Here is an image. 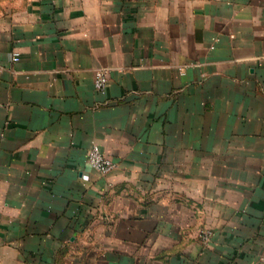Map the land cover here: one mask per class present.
<instances>
[{
	"label": "crops",
	"instance_id": "0c3cea01",
	"mask_svg": "<svg viewBox=\"0 0 264 264\" xmlns=\"http://www.w3.org/2000/svg\"><path fill=\"white\" fill-rule=\"evenodd\" d=\"M0 264H264V0H0Z\"/></svg>",
	"mask_w": 264,
	"mask_h": 264
},
{
	"label": "built area",
	"instance_id": "2783aa9c",
	"mask_svg": "<svg viewBox=\"0 0 264 264\" xmlns=\"http://www.w3.org/2000/svg\"><path fill=\"white\" fill-rule=\"evenodd\" d=\"M14 60L19 59V53L16 52L13 57ZM108 84V70L101 69L96 73L95 87L98 91H103ZM89 161L92 166L102 173H109L115 166L114 160L107 155L99 146H94L89 151ZM206 237L210 231H205Z\"/></svg>",
	"mask_w": 264,
	"mask_h": 264
}]
</instances>
